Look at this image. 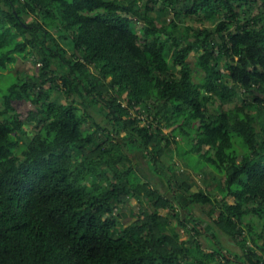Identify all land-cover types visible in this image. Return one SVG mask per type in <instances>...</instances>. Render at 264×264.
<instances>
[{"label": "trees", "instance_id": "16d2710c", "mask_svg": "<svg viewBox=\"0 0 264 264\" xmlns=\"http://www.w3.org/2000/svg\"><path fill=\"white\" fill-rule=\"evenodd\" d=\"M29 57L0 88V264H264V0H0V77Z\"/></svg>", "mask_w": 264, "mask_h": 264}, {"label": "rangeland", "instance_id": "374dc122", "mask_svg": "<svg viewBox=\"0 0 264 264\" xmlns=\"http://www.w3.org/2000/svg\"><path fill=\"white\" fill-rule=\"evenodd\" d=\"M255 11H257L256 9H255ZM196 19V18H195ZM187 22L188 23H193L194 25H201V23L203 24V25H205L206 26V22H195V20H193V19H191V18H188L187 19ZM207 26H210V25H207ZM212 26V25H211ZM196 56H197V54H195V53H191L190 54V56H189V58H188V62H189V64L191 65V67L192 68H194V64H195V60H196ZM35 69H36V65H35V63L33 62V59L32 58H27V59H21V58H18V60L16 61V63L15 64H13L8 70H6V71H4L3 73H2V75H1V77H0V88H3V87H5L9 82H10V80H11V77L13 76V75H17V74H19V72H26V73H28V74H33L34 72H35ZM58 95L56 94V95H53L52 97H57ZM16 107L18 108V109H23V110H26V107H24L22 104H16ZM169 130H170V128L168 129V128H165L164 129V132H169ZM29 133L31 134V131H29ZM176 140L178 141V145H175L174 143H173V147L174 146H178V148H180V149H182V152H183V150H187L188 149V146H186V143H185V140L184 139H182L180 136H178V137H176ZM206 147H204L203 149H205ZM188 156V158L186 157V160L188 159V160H192V159H194L193 157H191L190 158V156L189 155H187ZM135 159L138 161V164H141L140 165V168H142V169H144L143 171L145 172L146 171V174H151V170L150 169H148L147 168V166L145 165V163H144V161H143V159H142V155L140 154V156H136L135 157ZM180 163H182V161H181V159H179V155H177V153H176V151H175V149H174V151H173V153H172V157H171V159H170V157L168 156L167 158H166V162L167 163H176V164H179V162ZM182 165V168H183V171H184V173L186 174V175H192L194 178H195V180L198 182V183H200L201 185L202 184H206V183H209L210 182V180H211V177H204V176H202V174H200V175H196V172H193V170L191 169V167L189 168L188 166H185L183 163L181 164ZM210 171V168H209V166L208 165H204V166H202L201 168H200V170H199V172L198 173H205V174H207L208 172ZM153 173V175L156 177V178H158V175L155 173V172H152ZM207 176V175H206ZM208 185V184H207ZM214 186L215 185H211L209 188H210V191L217 197V198H220V196H222L221 194H220V192H219V190L218 189H216V188H214ZM159 187H161V189L162 190H164V187L162 186V184L159 182ZM192 190L193 191H197V188H196V186H193L192 187ZM229 201L231 202L232 201V199L231 198H229ZM135 202L136 201H132L131 203H130V205H133V204H135ZM195 208H194V211H196V212H199V213H201V212H203L204 210L206 211L208 208L206 207V208H201V207H199V206H194ZM124 209H126V208H124ZM201 214H203V213H201ZM204 217L205 218H207V216L206 215H204ZM183 237H184V233H183ZM185 238V237H184ZM202 243H203V246L205 247V248H207V246H206V244H205V242L202 240ZM220 264H224L223 262L222 263H220Z\"/></svg>", "mask_w": 264, "mask_h": 264}]
</instances>
